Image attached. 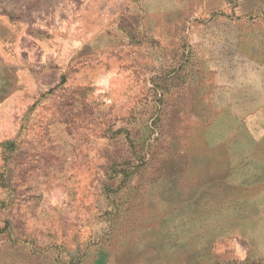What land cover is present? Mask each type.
I'll list each match as a JSON object with an SVG mask.
<instances>
[{
    "label": "rangeland",
    "instance_id": "rangeland-1",
    "mask_svg": "<svg viewBox=\"0 0 264 264\" xmlns=\"http://www.w3.org/2000/svg\"><path fill=\"white\" fill-rule=\"evenodd\" d=\"M6 139L0 264H264V0H0Z\"/></svg>",
    "mask_w": 264,
    "mask_h": 264
},
{
    "label": "crops",
    "instance_id": "crops-1",
    "mask_svg": "<svg viewBox=\"0 0 264 264\" xmlns=\"http://www.w3.org/2000/svg\"><path fill=\"white\" fill-rule=\"evenodd\" d=\"M234 81L233 80H226L225 82V87L223 86H218V96L222 95L223 93V89L225 91V97H234V98H243V95H235L233 94L232 90L230 89V83H233ZM246 93V92H245ZM231 95V96H230ZM263 154H264V151H263ZM193 162H197L199 165L200 164H206L207 166L209 164H212L215 162L214 160V156L211 157H208V156H194L192 158ZM262 165L259 167V169L257 170H254V173L256 175V178H259L260 180L258 182H255V185H258L259 186L261 185V188L262 190H264V161H261ZM230 168H228L227 170V167H226V170L228 172H230L229 170ZM199 171V170H198ZM207 172L205 174H199L198 173V176L199 175H202V178L205 179L204 184H208L212 181H214L216 179V176L218 174V176H220L221 174H223V170L220 171L219 173L216 171L215 167L214 169L211 170V165L208 167V170H206ZM225 175H227V173H225ZM223 176V175H222ZM227 182V180H226ZM205 189V186H202L200 188V190H204ZM198 208V207H196ZM195 208V209H196ZM199 210V209H198ZM256 210H258L259 212V215L258 217H263L264 218V202L263 203H260L257 205V208ZM205 219H209V218H205ZM248 219L250 220V217H248ZM193 221V228L194 227H199V225H202V223H204L205 221L203 220L202 223L200 224V221L199 219H197V217H194L193 219H191ZM190 219H187L186 221H191ZM199 221V222H198ZM213 220L211 221V219H209L208 221V224H212ZM201 234H193L192 236H187V237H183L182 240H180V242L182 243L181 244V247H182V250L184 251V253H187V256L188 258H195L198 254V252L202 249V247H199L198 246V243L201 244L200 242H204V240H201V237H200ZM192 244V245H191Z\"/></svg>",
    "mask_w": 264,
    "mask_h": 264
},
{
    "label": "trees",
    "instance_id": "trees-1",
    "mask_svg": "<svg viewBox=\"0 0 264 264\" xmlns=\"http://www.w3.org/2000/svg\"><path fill=\"white\" fill-rule=\"evenodd\" d=\"M11 19H13V16H10ZM19 142H17L15 139H6L0 142V156L2 157V160L5 162V164L0 165V168H5L7 166L6 161L9 158V154H12L18 150ZM6 171L5 169H2L0 172V189L6 186Z\"/></svg>",
    "mask_w": 264,
    "mask_h": 264
}]
</instances>
